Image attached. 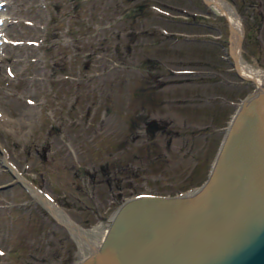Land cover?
Wrapping results in <instances>:
<instances>
[{
	"label": "rangeland",
	"instance_id": "obj_1",
	"mask_svg": "<svg viewBox=\"0 0 264 264\" xmlns=\"http://www.w3.org/2000/svg\"><path fill=\"white\" fill-rule=\"evenodd\" d=\"M228 1L239 36L207 0H0V264L88 253L22 177L84 228L206 177L258 84L237 50L264 71V0Z\"/></svg>",
	"mask_w": 264,
	"mask_h": 264
},
{
	"label": "water",
	"instance_id": "obj_2",
	"mask_svg": "<svg viewBox=\"0 0 264 264\" xmlns=\"http://www.w3.org/2000/svg\"><path fill=\"white\" fill-rule=\"evenodd\" d=\"M72 264H264V84L231 114L200 183L124 198Z\"/></svg>",
	"mask_w": 264,
	"mask_h": 264
},
{
	"label": "bare ground",
	"instance_id": "obj_3",
	"mask_svg": "<svg viewBox=\"0 0 264 264\" xmlns=\"http://www.w3.org/2000/svg\"><path fill=\"white\" fill-rule=\"evenodd\" d=\"M213 2L216 7L220 10L221 13H225L232 20L233 27L237 32L238 36L242 30V23L238 16V12L228 0H208ZM237 61L238 65L241 68V71L248 76L254 77L255 81L258 85L264 84V71H259L255 69H250V66L247 65L246 61L243 59L242 55L239 53V49L237 50ZM14 170V166L10 165ZM16 170V169H15ZM17 172V171H16ZM22 177V175L19 174ZM26 183H28L32 188L35 194L43 201V203L51 210V212L61 221L63 222L74 235L76 236L79 244L81 245L82 250H86V252H90L94 247L99 245L102 240L103 232L101 229L105 228V232L107 227L103 224H98L97 226H93L91 228H84L78 223L74 222L70 216L66 213L61 206L58 205L51 197H49L46 193H44L40 188L35 186L31 181L26 180L22 177Z\"/></svg>",
	"mask_w": 264,
	"mask_h": 264
},
{
	"label": "trees",
	"instance_id": "obj_4",
	"mask_svg": "<svg viewBox=\"0 0 264 264\" xmlns=\"http://www.w3.org/2000/svg\"><path fill=\"white\" fill-rule=\"evenodd\" d=\"M148 124H149V126L155 127V128L160 126V125H158V123L156 122V120L154 118H152L151 120H148ZM68 262H69V260H68Z\"/></svg>",
	"mask_w": 264,
	"mask_h": 264
}]
</instances>
